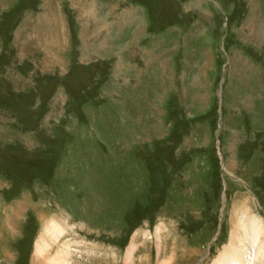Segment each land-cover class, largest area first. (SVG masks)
<instances>
[{"label":"rangeland","instance_id":"rangeland-1","mask_svg":"<svg viewBox=\"0 0 264 264\" xmlns=\"http://www.w3.org/2000/svg\"><path fill=\"white\" fill-rule=\"evenodd\" d=\"M245 205L264 0H0V264H212Z\"/></svg>","mask_w":264,"mask_h":264},{"label":"bare ground","instance_id":"bare-ground-1","mask_svg":"<svg viewBox=\"0 0 264 264\" xmlns=\"http://www.w3.org/2000/svg\"><path fill=\"white\" fill-rule=\"evenodd\" d=\"M247 206L234 212L229 240L212 264H264V223ZM65 230V225L55 219L47 223L36 242V254H45L54 243H59ZM66 246L63 243L57 248L49 264H68Z\"/></svg>","mask_w":264,"mask_h":264}]
</instances>
